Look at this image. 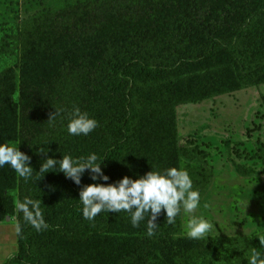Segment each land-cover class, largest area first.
Returning <instances> with one entry per match:
<instances>
[{
	"label": "trees",
	"instance_id": "1",
	"mask_svg": "<svg viewBox=\"0 0 264 264\" xmlns=\"http://www.w3.org/2000/svg\"><path fill=\"white\" fill-rule=\"evenodd\" d=\"M208 1L214 0L67 1L63 8L43 11L25 24L29 29L24 38L34 39L30 46L41 52L39 62L43 60L45 69L40 72L42 77H36L43 80L40 83L31 76L22 78L21 125L40 131L46 140L36 144L28 141L25 145L19 141L24 146L19 150L31 157L30 166L34 169L28 181L19 177L9 164L0 167V218L14 215V186L34 183L31 180H37L40 175L37 172L48 157L62 160L63 155H70L75 159L95 153L109 180L120 181L125 176L139 179L148 163L137 125L139 110L162 115L182 99L215 96L242 86L264 84V0H244L239 21L228 34L217 26L215 11L203 12ZM218 56L232 62L236 79L223 82L222 72L217 68L210 72L211 82L206 88L180 90V74L214 62ZM98 99L105 104L97 102L101 110L93 117L99 122L94 133L101 140L100 150L94 152L86 138L69 137L62 119L74 105L82 111ZM56 109L64 111L49 123L50 114ZM16 111L18 105L0 102V127L6 131L9 126V141L14 145ZM193 145L194 140L187 139L181 147L183 158L198 157L201 152ZM40 148L47 155L39 153ZM244 171L254 173L250 169ZM211 176V169L203 167L199 177L192 179L193 190L204 192ZM51 179L55 181L46 202L53 207L43 214L49 227L40 231L45 242L38 247L35 234L39 231L20 216L23 222L21 233L16 232V253L3 264H50L46 260L58 237L71 243L86 242L111 229L112 218L106 211L94 220L85 219L79 200L84 186L107 181L92 180L91 170H86L77 185L60 172L59 165L45 173L42 181ZM166 222V211L162 210L155 235L136 239L134 248L121 255L115 264H168L165 254H161L172 246L181 214L175 224ZM20 241L23 252L17 254ZM184 252L179 258L186 256ZM183 259V264L190 261L189 257Z\"/></svg>",
	"mask_w": 264,
	"mask_h": 264
},
{
	"label": "rangeland",
	"instance_id": "2",
	"mask_svg": "<svg viewBox=\"0 0 264 264\" xmlns=\"http://www.w3.org/2000/svg\"><path fill=\"white\" fill-rule=\"evenodd\" d=\"M67 1L76 2L0 0V102L14 107L18 105L14 126L17 131L15 144L19 149L24 147L19 145V141L21 145H25L28 141L36 144L46 140L40 131L27 130L21 125L23 115H20L19 109L22 78L31 76L37 80L42 77L40 72L45 69L43 60L39 62L41 52L30 46L34 39L29 35V39L24 38L29 29L25 24L43 11L63 8ZM244 4V0L208 1L203 12L215 11L219 19L217 26L228 34L238 23ZM217 68L222 72L220 79L223 82L236 79L232 62L224 56H218L214 62L191 67L180 74V90L206 88L211 82L210 72ZM41 81L43 80L38 83ZM97 102L105 104L98 99L91 107H84L82 112H87L91 118L95 117L101 110ZM65 117L67 118L64 119ZM70 118L69 115L64 116L62 125L67 126ZM137 125L148 161L142 176L152 170L163 173L171 167L180 168L181 159L191 179L199 177L203 167L212 171L210 183L200 194V205L194 215L211 221L216 230L208 239L189 240L185 225L192 214H185L182 210L181 224L173 244L161 254H165L163 257L167 259V263L183 264V258L189 257L187 264H249V253L253 247L264 252L258 237L264 234V84L251 88L242 86L215 96L182 99L181 103L171 105L162 115L141 109L138 111ZM6 127V131L4 127H0V144H10V130L8 125ZM67 133L69 134L68 130ZM71 136L73 135L69 134ZM75 137L86 138L94 152L100 150L101 140L94 131L87 136ZM187 139H193L192 147H198L201 152L195 160L185 159L181 154V147ZM11 143L13 144L12 141ZM249 169L254 173L246 174L244 170ZM31 181L34 183L14 186L13 205L15 200L22 201L25 197L39 199L45 214L48 208L53 207L46 199L52 193L50 186L55 180L51 179L49 182L33 178ZM117 182L108 180L105 184ZM107 213L112 218L108 232L99 234L90 241L77 243L58 237L46 263L115 264L121 255L134 248L136 239L149 237L148 214L139 227H133L131 213ZM20 216L23 219V214L17 215L15 211L14 215L0 218V264L16 253L18 245L15 225L23 222ZM7 217L11 218L10 221H7ZM156 223L158 225V217ZM35 238L38 247L45 242L43 232H36ZM22 252L20 241L17 254ZM183 252L186 256L179 258Z\"/></svg>",
	"mask_w": 264,
	"mask_h": 264
},
{
	"label": "clouds",
	"instance_id": "3",
	"mask_svg": "<svg viewBox=\"0 0 264 264\" xmlns=\"http://www.w3.org/2000/svg\"><path fill=\"white\" fill-rule=\"evenodd\" d=\"M63 109H56L50 114L49 123L53 122ZM70 122L67 130L70 135L87 136L93 132L99 122L91 118L87 112H82L77 106H73L69 113ZM39 153L47 155L44 148ZM98 156L93 153L87 157L73 158L70 155H63L62 160L48 157L41 165V180L45 173L59 165L60 172L75 182L81 184L82 175L86 170H91V179H102L108 181L109 177L104 175L101 168L102 162H97ZM9 164L17 175L28 181L32 178L34 169L30 166L31 157L19 150L14 144H0V167ZM83 205L82 214L87 220L94 218L103 211H121L131 213L133 227H139L140 222L149 215L147 221V235H155L158 227L156 220L162 210L166 211L167 224H175L176 217L183 213L192 214L188 219L185 229L186 236L193 240L208 239L216 230L215 224L206 220L203 216H196L194 213L200 205V192L193 190V181L188 171L183 167H171L163 173L150 171L139 179H131L125 176L115 184H90L84 186L80 191V199ZM17 215L23 214V219L37 231L46 230L49 225L46 223L42 209L41 200L25 197L22 201L17 199L14 203ZM207 207V205H205ZM16 232L21 233L19 223L15 225ZM261 248H264V234L258 236ZM249 264H264V252L253 247L249 253Z\"/></svg>",
	"mask_w": 264,
	"mask_h": 264
},
{
	"label": "water",
	"instance_id": "4",
	"mask_svg": "<svg viewBox=\"0 0 264 264\" xmlns=\"http://www.w3.org/2000/svg\"><path fill=\"white\" fill-rule=\"evenodd\" d=\"M10 219H11L10 217H7V221H10Z\"/></svg>",
	"mask_w": 264,
	"mask_h": 264
}]
</instances>
